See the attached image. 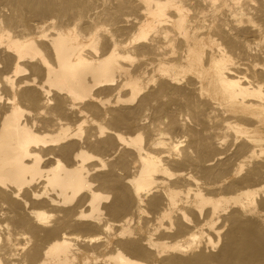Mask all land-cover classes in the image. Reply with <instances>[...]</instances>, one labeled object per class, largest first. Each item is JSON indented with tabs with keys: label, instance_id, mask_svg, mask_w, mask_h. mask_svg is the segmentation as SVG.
I'll return each instance as SVG.
<instances>
[{
	"label": "bare ground",
	"instance_id": "6f19581e",
	"mask_svg": "<svg viewBox=\"0 0 264 264\" xmlns=\"http://www.w3.org/2000/svg\"><path fill=\"white\" fill-rule=\"evenodd\" d=\"M0 264H264V0H0Z\"/></svg>",
	"mask_w": 264,
	"mask_h": 264
}]
</instances>
